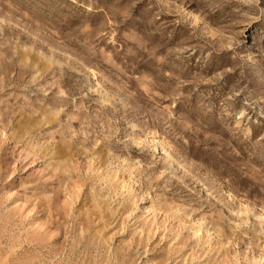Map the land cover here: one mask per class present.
Here are the masks:
<instances>
[{"label": "rangeland", "instance_id": "rangeland-1", "mask_svg": "<svg viewBox=\"0 0 264 264\" xmlns=\"http://www.w3.org/2000/svg\"><path fill=\"white\" fill-rule=\"evenodd\" d=\"M0 264H264V0H0Z\"/></svg>", "mask_w": 264, "mask_h": 264}]
</instances>
